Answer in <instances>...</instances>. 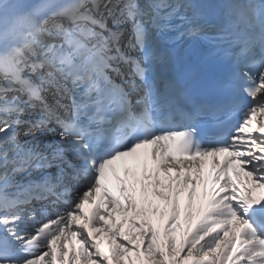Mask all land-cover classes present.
I'll list each match as a JSON object with an SVG mask.
<instances>
[{"label": "snow or ice", "instance_id": "1", "mask_svg": "<svg viewBox=\"0 0 264 264\" xmlns=\"http://www.w3.org/2000/svg\"><path fill=\"white\" fill-rule=\"evenodd\" d=\"M0 264H264V0H0Z\"/></svg>", "mask_w": 264, "mask_h": 264}]
</instances>
